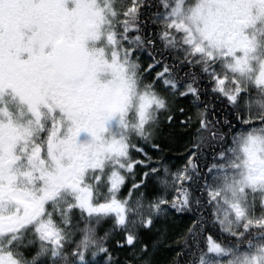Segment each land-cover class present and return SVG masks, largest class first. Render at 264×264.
<instances>
[{"label":"snow or ice","instance_id":"obj_1","mask_svg":"<svg viewBox=\"0 0 264 264\" xmlns=\"http://www.w3.org/2000/svg\"><path fill=\"white\" fill-rule=\"evenodd\" d=\"M161 250L264 264V0H0V264Z\"/></svg>","mask_w":264,"mask_h":264},{"label":"trees","instance_id":"obj_2","mask_svg":"<svg viewBox=\"0 0 264 264\" xmlns=\"http://www.w3.org/2000/svg\"><path fill=\"white\" fill-rule=\"evenodd\" d=\"M166 156L172 157L173 158V162H176V157L179 155L178 152H165ZM168 256V253L166 251H157L154 255V259L158 262V264H164V261L166 259V257ZM120 258L121 260H123L124 258V254L121 253L120 254Z\"/></svg>","mask_w":264,"mask_h":264}]
</instances>
